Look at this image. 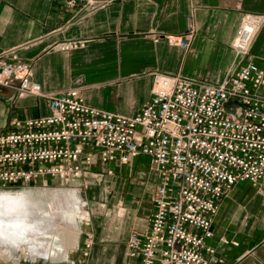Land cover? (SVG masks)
Returning <instances> with one entry per match:
<instances>
[{
	"label": "crops",
	"instance_id": "obj_1",
	"mask_svg": "<svg viewBox=\"0 0 264 264\" xmlns=\"http://www.w3.org/2000/svg\"><path fill=\"white\" fill-rule=\"evenodd\" d=\"M67 1L0 0V53L14 52L31 62L44 92L79 84L89 104L128 116L150 99L155 71L221 83L241 65L233 38L244 12L264 13V0H95L102 6L89 13L83 0L72 7ZM190 28L189 47L164 37ZM71 38L86 42L59 48ZM248 58L264 69V24ZM48 112L45 97L0 87V130L11 128L15 118ZM95 162L96 155L83 169L94 168ZM103 170L76 259L1 264H126L129 237L150 227L160 179L147 154L107 161ZM213 230L207 239L215 248L209 264H264V186L238 181L221 200Z\"/></svg>",
	"mask_w": 264,
	"mask_h": 264
},
{
	"label": "built area",
	"instance_id": "obj_2",
	"mask_svg": "<svg viewBox=\"0 0 264 264\" xmlns=\"http://www.w3.org/2000/svg\"><path fill=\"white\" fill-rule=\"evenodd\" d=\"M101 6L83 0L86 13ZM263 24L264 13L244 12L233 38L241 65L221 83L155 71L150 99L131 116L89 104L79 84L44 92L31 62L0 53V87L39 94L49 106L45 115L15 118L0 130V188L46 186L48 176L76 180L96 154L122 162L147 154L160 179L155 210L149 229L129 237L126 264H209L215 248L207 239L221 200L240 180L264 186V69L245 60ZM192 35L190 28L164 37L189 47ZM85 42L65 39L59 48Z\"/></svg>",
	"mask_w": 264,
	"mask_h": 264
},
{
	"label": "bare ground",
	"instance_id": "obj_3",
	"mask_svg": "<svg viewBox=\"0 0 264 264\" xmlns=\"http://www.w3.org/2000/svg\"><path fill=\"white\" fill-rule=\"evenodd\" d=\"M83 204L78 189L65 185L0 190V258L16 259L22 250L33 258H69L79 241L78 217L89 218Z\"/></svg>",
	"mask_w": 264,
	"mask_h": 264
},
{
	"label": "rangeland",
	"instance_id": "obj_4",
	"mask_svg": "<svg viewBox=\"0 0 264 264\" xmlns=\"http://www.w3.org/2000/svg\"><path fill=\"white\" fill-rule=\"evenodd\" d=\"M107 161H104L102 159V157L99 154H96V162L94 164V168L90 169V168H85L82 176H80V178L76 179V180H71L70 182H62L60 181L58 178H52L50 176H48V182L50 183L49 185H65L68 188H77L81 198L83 199V208L85 209V211L88 213L89 216V202L94 200L95 198H97V194H98V186L97 184L99 183V179H100V174L104 173V163H106ZM103 170V172H102ZM108 172V171H106ZM47 186V185H46ZM43 186L41 183L40 184H36V185H28V186H14V187H10V188H0V190H9V191H17V190H22V189H29V190H39L42 189ZM91 189H93V191H91ZM80 219V221H79ZM81 218L78 217V226L80 228V233H79V239L80 236L82 234V231L84 229V223L87 220H83ZM54 241V242H53ZM56 242V236H53V240L52 243ZM76 248V247H75ZM77 249V248H76ZM73 250V249H72ZM21 254V255H20ZM79 253H77V250L71 251V253L69 254V258L66 259H49L46 256H41L38 258H33L32 255L30 253H28L27 251H20V253L18 252L17 256L19 257H12L9 259H5L3 257L0 258V264L2 262H9V263H19V262H26V261H35V260H50V261H57V262H67L73 259H76L79 255ZM40 258V259H39Z\"/></svg>",
	"mask_w": 264,
	"mask_h": 264
}]
</instances>
